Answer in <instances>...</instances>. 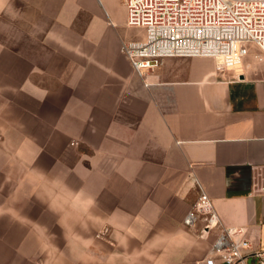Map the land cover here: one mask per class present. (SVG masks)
Returning <instances> with one entry per match:
<instances>
[{
  "label": "crops",
  "instance_id": "obj_1",
  "mask_svg": "<svg viewBox=\"0 0 264 264\" xmlns=\"http://www.w3.org/2000/svg\"><path fill=\"white\" fill-rule=\"evenodd\" d=\"M114 1L0 0V264H227L200 187L264 249V53L139 75Z\"/></svg>",
  "mask_w": 264,
  "mask_h": 264
},
{
  "label": "built area",
  "instance_id": "obj_2",
  "mask_svg": "<svg viewBox=\"0 0 264 264\" xmlns=\"http://www.w3.org/2000/svg\"><path fill=\"white\" fill-rule=\"evenodd\" d=\"M127 25L144 28L145 38L122 49L139 75L160 67L169 57H211L218 71L237 68L254 44L264 53V0H124ZM199 200L185 222L205 221L204 233L218 230L212 246L227 264H264V249L253 248L243 228L225 227L209 195ZM240 235L235 238V235ZM250 261L252 263H250ZM208 258L205 264H215Z\"/></svg>",
  "mask_w": 264,
  "mask_h": 264
},
{
  "label": "rangeland",
  "instance_id": "obj_3",
  "mask_svg": "<svg viewBox=\"0 0 264 264\" xmlns=\"http://www.w3.org/2000/svg\"><path fill=\"white\" fill-rule=\"evenodd\" d=\"M121 0H115L113 2V5H114V8L116 9V11H120L122 10V4H121ZM127 31L130 32V35H131V38L132 40H142L145 38V34H146V31L144 28H140V27H130V26H125ZM250 263H252L250 261Z\"/></svg>",
  "mask_w": 264,
  "mask_h": 264
}]
</instances>
